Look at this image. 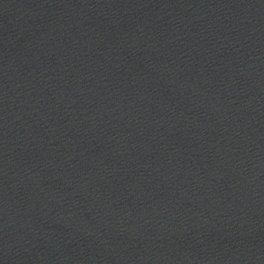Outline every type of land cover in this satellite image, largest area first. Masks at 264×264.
<instances>
[{
	"label": "water",
	"instance_id": "obj_1",
	"mask_svg": "<svg viewBox=\"0 0 264 264\" xmlns=\"http://www.w3.org/2000/svg\"><path fill=\"white\" fill-rule=\"evenodd\" d=\"M0 264H264V0H0Z\"/></svg>",
	"mask_w": 264,
	"mask_h": 264
}]
</instances>
